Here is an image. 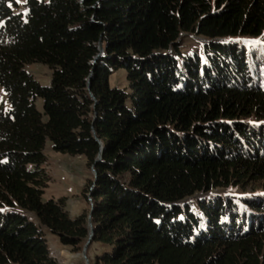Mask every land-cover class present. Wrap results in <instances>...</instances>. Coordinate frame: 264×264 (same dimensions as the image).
I'll use <instances>...</instances> for the list:
<instances>
[{
    "label": "trees",
    "instance_id": "16d2710c",
    "mask_svg": "<svg viewBox=\"0 0 264 264\" xmlns=\"http://www.w3.org/2000/svg\"><path fill=\"white\" fill-rule=\"evenodd\" d=\"M24 7L0 0V264H57L27 214L80 249L91 210L94 264H264V193L225 192L264 181V0ZM188 34L199 51H181ZM119 69L126 89L109 85ZM47 140L94 169L88 214L42 201Z\"/></svg>",
    "mask_w": 264,
    "mask_h": 264
},
{
    "label": "rangeland",
    "instance_id": "374dc122",
    "mask_svg": "<svg viewBox=\"0 0 264 264\" xmlns=\"http://www.w3.org/2000/svg\"><path fill=\"white\" fill-rule=\"evenodd\" d=\"M17 3V12L25 13L24 7L26 0H14ZM47 2V0H39ZM181 51L186 53L189 51H199L205 40L195 35H182L180 40ZM26 71L34 76L37 82L47 87L50 83L51 70L43 64H29L25 67ZM109 85L120 89L128 88L126 80V71L119 69L112 73L109 77ZM0 105L7 107V100L5 93L0 88ZM36 108L42 112V100L37 99L35 102ZM3 106V107H4ZM46 157V163L43 166L49 181L47 187L44 189L42 201L48 200L59 201L63 200L65 210L71 218L79 217L82 214H88L92 208V201L88 193L91 182L95 178V171L87 166L86 160L83 156H70L53 151L51 142L46 141L43 151ZM244 189V190H242ZM227 194L240 196L242 193L246 195L259 192L264 193V181L247 180L244 188L230 187ZM225 192L214 191L207 196H223ZM206 197V196H205ZM200 196V198H205ZM29 219L33 221L36 226L41 228L44 238L47 241L50 257L57 262V264H86L82 257V252L85 244L81 245L80 249H73L65 247L60 244L58 239L50 233V231L42 227L39 221L33 214H27ZM89 228V226H88ZM87 242V241H86ZM103 245L91 242L86 249V257L89 264H94L96 254L103 250Z\"/></svg>",
    "mask_w": 264,
    "mask_h": 264
},
{
    "label": "water",
    "instance_id": "95a60500",
    "mask_svg": "<svg viewBox=\"0 0 264 264\" xmlns=\"http://www.w3.org/2000/svg\"><path fill=\"white\" fill-rule=\"evenodd\" d=\"M99 51H100V53H99V55L95 58V60H94V64H95L96 60L99 59V58L102 56V54H103V51H104V50H103V47H102L101 43L99 44ZM101 159H102V151H101L100 154L98 155V157H97V159H96V161H95V164H96L97 162H99ZM93 171H94V170H93ZM91 214H92V210H91V212H90L89 220H88L89 236H88V240H87V242H86V244H85V247H84V249H83V252H82V257L84 258L86 264H89V261H88V259H87V257H86V249H87L88 245L92 242L93 234H94L93 226H92L91 219H90V218H91Z\"/></svg>",
    "mask_w": 264,
    "mask_h": 264
}]
</instances>
